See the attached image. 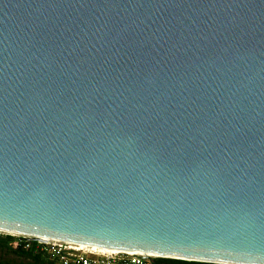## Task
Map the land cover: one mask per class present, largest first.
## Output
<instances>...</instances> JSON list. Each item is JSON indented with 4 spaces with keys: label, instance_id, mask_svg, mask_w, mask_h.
Instances as JSON below:
<instances>
[{
    "label": "water",
    "instance_id": "1",
    "mask_svg": "<svg viewBox=\"0 0 264 264\" xmlns=\"http://www.w3.org/2000/svg\"><path fill=\"white\" fill-rule=\"evenodd\" d=\"M0 231L264 264V0H0Z\"/></svg>",
    "mask_w": 264,
    "mask_h": 264
},
{
    "label": "built area",
    "instance_id": "2",
    "mask_svg": "<svg viewBox=\"0 0 264 264\" xmlns=\"http://www.w3.org/2000/svg\"><path fill=\"white\" fill-rule=\"evenodd\" d=\"M4 236H11L15 245H23L28 248L30 241H35L34 248L42 252L53 264H132L133 259L138 264H154V257H148L147 254L127 251H91L95 249L86 246L87 249L78 244L52 240L38 239L28 235L0 231Z\"/></svg>",
    "mask_w": 264,
    "mask_h": 264
},
{
    "label": "trees",
    "instance_id": "3",
    "mask_svg": "<svg viewBox=\"0 0 264 264\" xmlns=\"http://www.w3.org/2000/svg\"><path fill=\"white\" fill-rule=\"evenodd\" d=\"M13 238L9 235L4 236L0 239V243L5 247L10 249L15 254L30 259L27 263L24 264H53L45 254L40 251H37L34 248L35 241H30V246L28 248L23 245H15L13 242ZM199 264H221V263H212V262H202L198 261ZM154 264H188L187 261L179 260V259H168V257L164 258H155Z\"/></svg>",
    "mask_w": 264,
    "mask_h": 264
},
{
    "label": "rangeland",
    "instance_id": "4",
    "mask_svg": "<svg viewBox=\"0 0 264 264\" xmlns=\"http://www.w3.org/2000/svg\"><path fill=\"white\" fill-rule=\"evenodd\" d=\"M4 237L0 234V239ZM30 259L19 256L0 243V264H24Z\"/></svg>",
    "mask_w": 264,
    "mask_h": 264
},
{
    "label": "snow or ice",
    "instance_id": "5",
    "mask_svg": "<svg viewBox=\"0 0 264 264\" xmlns=\"http://www.w3.org/2000/svg\"><path fill=\"white\" fill-rule=\"evenodd\" d=\"M80 247L87 249L85 245H80ZM147 256L148 257H154V258H164V257H160L158 255V253H155V252H152V251H149L147 253ZM168 259H179V260L187 261L188 264H199L198 261H190V260H185V259H182V258H168ZM85 264H87V262H85ZM132 264H138V261L136 259H133Z\"/></svg>",
    "mask_w": 264,
    "mask_h": 264
},
{
    "label": "bare ground",
    "instance_id": "6",
    "mask_svg": "<svg viewBox=\"0 0 264 264\" xmlns=\"http://www.w3.org/2000/svg\"><path fill=\"white\" fill-rule=\"evenodd\" d=\"M91 247V246H90ZM101 251H116V250H111V249H105V248H98V247H92Z\"/></svg>",
    "mask_w": 264,
    "mask_h": 264
},
{
    "label": "clouds",
    "instance_id": "7",
    "mask_svg": "<svg viewBox=\"0 0 264 264\" xmlns=\"http://www.w3.org/2000/svg\"><path fill=\"white\" fill-rule=\"evenodd\" d=\"M91 251H97L96 249H90Z\"/></svg>",
    "mask_w": 264,
    "mask_h": 264
}]
</instances>
